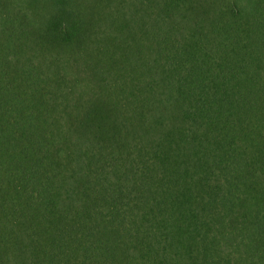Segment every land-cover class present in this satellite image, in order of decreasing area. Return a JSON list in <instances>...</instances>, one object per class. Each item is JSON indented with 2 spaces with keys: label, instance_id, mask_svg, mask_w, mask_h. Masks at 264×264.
Segmentation results:
<instances>
[{
  "label": "trees",
  "instance_id": "1",
  "mask_svg": "<svg viewBox=\"0 0 264 264\" xmlns=\"http://www.w3.org/2000/svg\"><path fill=\"white\" fill-rule=\"evenodd\" d=\"M0 264H264V0H0Z\"/></svg>",
  "mask_w": 264,
  "mask_h": 264
},
{
  "label": "rangeland",
  "instance_id": "2",
  "mask_svg": "<svg viewBox=\"0 0 264 264\" xmlns=\"http://www.w3.org/2000/svg\"><path fill=\"white\" fill-rule=\"evenodd\" d=\"M2 2L3 3H5V2H7V0H2ZM35 15L37 16L36 18H35ZM31 18L33 19L32 20V24L33 25H39L40 24V22H41V18H40V14H39V12H35V14H33V16H31Z\"/></svg>",
  "mask_w": 264,
  "mask_h": 264
}]
</instances>
